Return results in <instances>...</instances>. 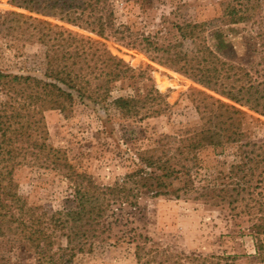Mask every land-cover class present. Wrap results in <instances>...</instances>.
<instances>
[{
	"label": "rangeland",
	"instance_id": "1",
	"mask_svg": "<svg viewBox=\"0 0 264 264\" xmlns=\"http://www.w3.org/2000/svg\"><path fill=\"white\" fill-rule=\"evenodd\" d=\"M109 1L115 9V26L114 30L102 31L80 28L20 8L12 0H0V14L22 12L90 36L100 48L151 75L152 81L137 79V84H154L163 93L156 106L161 111L143 118L139 116L152 102L140 109L139 116H124L113 106L88 100L75 101L65 110L43 112L42 126L47 134L42 132V137L52 146L64 149L76 170L91 175L100 185L121 182L127 173L138 168V152L150 150L149 155L155 150V155L162 154L177 143L182 130L199 126L196 103L203 94L228 101L192 75L151 60L145 51V39L175 41L180 38L176 24L205 22L209 32L223 29L232 40L233 48L219 53L237 64L241 75L238 83L252 79L264 82V0L248 4L238 0ZM225 7L240 10L243 17L237 15L236 23H228L223 16ZM11 18L6 15L5 24H0V70L42 75L45 47L26 34L8 30ZM185 46L192 47V43L185 41ZM128 82H118L112 96L131 92ZM145 86L142 92H146ZM236 106L246 115L241 142H263L264 93H258L248 106ZM252 148L240 149L233 142L188 152L184 161L193 178L188 192L180 190L178 196H141L137 206L119 212L116 221L111 219V229L100 227L97 236L89 229L84 237L86 250L68 264H137V245L168 250L187 264H264V227L256 225L264 214V160L257 168L253 162L244 164L245 150ZM13 177L24 201L37 206L40 212L63 209L67 195H71L70 183L64 176L33 162L16 167ZM183 179L184 176L174 181L175 186H181ZM213 183L215 189L212 187L207 196L199 195V190L214 186ZM23 241L18 232L0 236V264H38L34 250ZM62 242L66 245L67 239L63 237ZM91 242L93 249H88Z\"/></svg>",
	"mask_w": 264,
	"mask_h": 264
},
{
	"label": "trees",
	"instance_id": "2",
	"mask_svg": "<svg viewBox=\"0 0 264 264\" xmlns=\"http://www.w3.org/2000/svg\"><path fill=\"white\" fill-rule=\"evenodd\" d=\"M238 1L240 4L253 2ZM12 3L80 28L105 31L114 30L115 26V9L109 0H12ZM239 11L225 7L223 16L228 23H236L237 15L243 17ZM6 15L12 16L8 30L26 34L45 47L42 75L0 70V236L10 231L21 234L23 242L34 250L38 264L72 263L79 252L86 250L84 237L89 229H93V236L98 235L100 227L111 229V219L116 221L119 212L137 206L145 194L178 196L180 190L188 192L193 186L184 161L188 152L234 142L240 149L256 148L245 150L244 164L253 162L257 168L264 160V141L241 142L246 115L236 106H248L258 93H264V82L252 79L238 83L241 75L237 64L219 53L233 48L225 31L214 28L209 32L205 22L188 21L175 25L180 35L175 41L145 39V51L151 60L192 75L228 101L203 94L196 103L201 119L199 126L182 130L177 143L162 154L155 155V150L149 155L150 150L138 152L141 165L127 173L121 182L97 184L91 175L76 170L64 149L52 146L42 137V132L47 134L42 126L43 112L65 110L75 101L88 100L113 106L124 116H139L140 109L152 102L139 116L143 118L161 111L156 106L163 93L154 84H137V79L152 81L151 75L100 48L90 36L17 11L0 14L1 25L5 24ZM185 41L191 42L192 47H186ZM124 79L129 81L131 92L112 96L117 83ZM144 86L146 92H142ZM25 162L55 170L67 179L72 191L63 209L40 212L37 206L24 201L13 174ZM182 176V185L176 187L174 181ZM213 185L203 187L199 195L207 196L212 187L215 189ZM236 190L241 193L239 188ZM257 220V227H264V214ZM63 237L67 239L66 245ZM89 246L88 249H93V242ZM135 254L137 264H187L181 256L174 257L168 250L145 245H137Z\"/></svg>",
	"mask_w": 264,
	"mask_h": 264
}]
</instances>
